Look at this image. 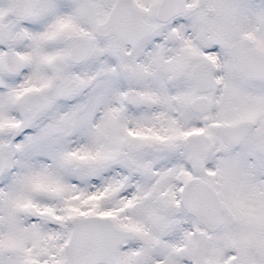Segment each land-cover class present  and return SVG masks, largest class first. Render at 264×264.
Wrapping results in <instances>:
<instances>
[{
    "label": "snow or ice",
    "instance_id": "snow-or-ice-1",
    "mask_svg": "<svg viewBox=\"0 0 264 264\" xmlns=\"http://www.w3.org/2000/svg\"><path fill=\"white\" fill-rule=\"evenodd\" d=\"M0 264H264V0H0Z\"/></svg>",
    "mask_w": 264,
    "mask_h": 264
}]
</instances>
